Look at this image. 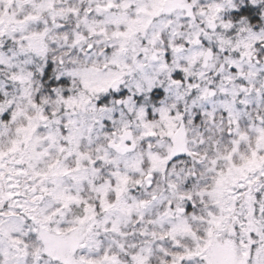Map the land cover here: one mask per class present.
<instances>
[{"label":"clouds","instance_id":"9594fccd","mask_svg":"<svg viewBox=\"0 0 264 264\" xmlns=\"http://www.w3.org/2000/svg\"><path fill=\"white\" fill-rule=\"evenodd\" d=\"M262 156L264 0H0V264H264Z\"/></svg>","mask_w":264,"mask_h":264},{"label":"snow or ice","instance_id":"6c2138e0","mask_svg":"<svg viewBox=\"0 0 264 264\" xmlns=\"http://www.w3.org/2000/svg\"><path fill=\"white\" fill-rule=\"evenodd\" d=\"M233 71H235V69H233ZM179 76H180V73H176V78H177V79H174L173 82H178V78H179ZM169 135H172V132H171V131H169ZM11 150H12V149H10V151H11ZM234 150H235V149H234ZM251 155H252L253 158H255V157L257 156V152H256V151H253ZM261 159H264V156H262ZM249 162H251V161H249ZM216 184H217L218 186H222V184H223V180H222V179H218V180L216 181ZM11 195H13V194H12V193H9V196H11ZM190 208H191V205H189V210H190ZM209 215L211 216L212 214L209 213ZM32 219H35V218L33 217ZM214 220H215V217L213 216V219L210 220L209 223H212ZM253 238H254V237H253ZM250 247H251L252 249H255V248H256L255 243H252V242L250 241ZM177 255H178L179 260L181 261V264H185V255H184V254H177ZM186 255H187L188 258H191L193 255H198V253H197V254H194V253H192V252H188ZM53 264H59V261H58V260H53ZM201 264H204V261H203V260H201ZM216 264H228V261H227V259H220V260H218V261L216 262Z\"/></svg>","mask_w":264,"mask_h":264}]
</instances>
